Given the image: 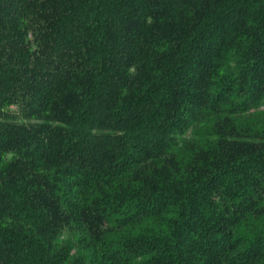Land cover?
<instances>
[{"label": "trees", "instance_id": "obj_1", "mask_svg": "<svg viewBox=\"0 0 264 264\" xmlns=\"http://www.w3.org/2000/svg\"><path fill=\"white\" fill-rule=\"evenodd\" d=\"M0 264H264V0H0Z\"/></svg>", "mask_w": 264, "mask_h": 264}]
</instances>
